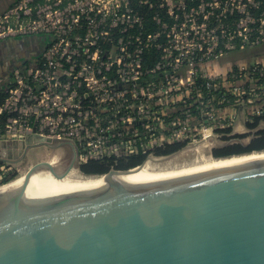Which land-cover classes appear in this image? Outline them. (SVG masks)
Segmentation results:
<instances>
[{
  "label": "built area",
  "instance_id": "built-area-1",
  "mask_svg": "<svg viewBox=\"0 0 264 264\" xmlns=\"http://www.w3.org/2000/svg\"><path fill=\"white\" fill-rule=\"evenodd\" d=\"M259 6L258 0H19L0 12V42L42 36L46 47L35 64L13 71L0 103L7 115L0 139L73 142L78 168L88 160L146 155L128 169L148 168L150 157L165 156L155 149L167 144L221 139L219 130L235 125L238 115L246 122L264 114V56L219 71L214 65L234 50L264 47ZM247 129L246 136L258 131Z\"/></svg>",
  "mask_w": 264,
  "mask_h": 264
},
{
  "label": "water",
  "instance_id": "water-1",
  "mask_svg": "<svg viewBox=\"0 0 264 264\" xmlns=\"http://www.w3.org/2000/svg\"><path fill=\"white\" fill-rule=\"evenodd\" d=\"M254 136L206 140L148 160ZM57 142L0 139L5 162L17 146L20 158L35 146L73 148L65 169L40 161L24 179L0 185V264H264V157L168 173L141 165L98 176L125 173L118 179L64 182L78 168L77 148Z\"/></svg>",
  "mask_w": 264,
  "mask_h": 264
},
{
  "label": "trees",
  "instance_id": "trees-1",
  "mask_svg": "<svg viewBox=\"0 0 264 264\" xmlns=\"http://www.w3.org/2000/svg\"><path fill=\"white\" fill-rule=\"evenodd\" d=\"M19 0H11L4 9L0 10V12H3L10 7H12L15 3H17ZM260 2L259 10L264 8V0H258ZM147 26L146 30H149ZM22 38V43L24 44L23 49L25 51L31 50L32 45L35 46V48H38L36 53L32 54L31 56L27 57H14L12 58V61H9V66L1 70L0 72V103L1 100L5 96V88L9 85V82L12 78V73L17 68H26L30 66L31 64H35L36 60H38L42 50L46 47V39L42 36H26V37H13L7 40L12 41L9 44H12L15 46V44L18 42V39ZM257 54V53H256ZM6 118L7 115L5 113L0 114V134H3L5 131V124H6ZM264 122V114L260 115H252L249 117V120L246 122V126L249 129L256 128L260 122ZM232 128H223L219 130V133H221V139L224 141L231 140V139H240L245 137L244 134L239 133H231ZM185 147V144L183 143H173V144H167L163 147L156 148L154 151V154L156 155H168L170 153H174L178 150H181ZM264 152V129H260L256 132L254 138L251 139V141L248 144H242L239 142H233L224 146H219L213 148L210 153H208V156L213 160H220V159H226L231 158L235 156H243V155H249L252 153H260ZM146 158V155L142 152H137L134 155H128L124 157L119 158H103L99 160H88L86 163L81 164L77 170V173L80 177L84 179L88 178H97L101 174L109 171L112 167L114 169H128L130 167H134L136 165L141 164ZM173 161V160H172ZM191 164V163H190ZM175 163L169 162H157V161H149L148 162V168L151 170H166L171 169ZM192 165V164H191ZM177 166V165H176ZM180 165H178L179 167ZM182 166H186L182 165ZM175 168V167H173ZM17 175V172L12 166L7 164L4 161L0 160V185L5 184L15 178Z\"/></svg>",
  "mask_w": 264,
  "mask_h": 264
},
{
  "label": "rangeland",
  "instance_id": "rangeland-1",
  "mask_svg": "<svg viewBox=\"0 0 264 264\" xmlns=\"http://www.w3.org/2000/svg\"><path fill=\"white\" fill-rule=\"evenodd\" d=\"M10 1L11 0H0V10L4 9ZM22 40L23 39L20 38V41H22ZM11 41H12V39L0 42V72L2 70V63L1 62L3 60L2 53H3V51H5L4 49L5 48L14 49V47H15L14 45L9 44ZM21 44H22V42H21ZM256 53H259L261 56H264V47L254 46V47L234 50V51L228 53L227 55H224L218 63L216 62L214 64V65H216L215 71H219V70H221V68H222V70H224L225 66L231 65L233 61L238 62V63H240L242 61L243 62L246 61L247 63H251L254 61V59H262L259 56H255ZM12 58H13V55H12ZM250 111L251 110H247L246 113L249 114ZM246 122H247V119H246ZM246 122H245V119L242 115H238L237 120L235 121V125H233L232 127L228 126V127H224V128H232L231 133H242V132H244V135L246 136L247 132H248L247 131L248 129L246 127ZM256 128L258 130L264 129V122L263 121L260 122ZM248 135H250V132L248 133ZM56 143H58V142L56 141ZM64 151H65V149L63 148V146L59 147L58 145H55L52 148H46L44 146H35V147H32L29 150V152L23 158H20V157H17L14 155L15 157L12 158L10 161L8 160L6 163L9 164L10 166H12V168H14L16 170L17 175L13 179V180H15L16 178H19L20 176L25 175V173L27 172L29 167H31L33 164H35L37 162H40V161L52 162L53 161L54 163H52V164H56L57 162L61 163V161H63L65 159L63 157L65 154ZM61 157L64 159H61ZM209 159H211V158L208 156L206 150L202 147H199V148L187 150L183 154H180V155L168 160L167 162L171 161L172 163H175L177 165V166L174 165L173 167L179 168V167H184L182 165H185V164H186V166H189L191 164H198V163H201V162H203L205 160H209ZM178 165H180V166L178 167ZM69 173H70V176L74 177L75 179H84L78 175L77 170L72 169ZM13 180H11V181H13Z\"/></svg>",
  "mask_w": 264,
  "mask_h": 264
},
{
  "label": "bare ground",
  "instance_id": "bare-ground-1",
  "mask_svg": "<svg viewBox=\"0 0 264 264\" xmlns=\"http://www.w3.org/2000/svg\"><path fill=\"white\" fill-rule=\"evenodd\" d=\"M203 150V149H202ZM259 157H264V152H260V153H252L249 155H243V156H235V157H231V158H226V159H220V160H213V159H209V160H205L201 163L198 164H192L189 166H184V167H179V168H172V169H164V170H151L147 167H143L142 169L147 171V172H154V173H168V172H176V171H180V170H185V169H190V168H196V167H202V166H207V165H212V164H218V163H226V162H234V161H241V160H248V159H254V158H259ZM53 162V161H52ZM125 173H118V174H110L108 175V177H106L108 180H112V179H118L120 178L122 175H124ZM106 178H101V177H97V178H88V179H75L74 177L70 176V173L64 177L63 179L59 180V181H64V182H88V181H101V180H106ZM24 179V175L20 176L19 178H16L13 181H17V180H21ZM3 187V186H1ZM0 187V188H1Z\"/></svg>",
  "mask_w": 264,
  "mask_h": 264
},
{
  "label": "flooded vegetation",
  "instance_id": "flooded-vegetation-1",
  "mask_svg": "<svg viewBox=\"0 0 264 264\" xmlns=\"http://www.w3.org/2000/svg\"><path fill=\"white\" fill-rule=\"evenodd\" d=\"M20 39H18V42L15 44V47L14 49H8V48H5L2 53V56H3V60H2V69H4V67H8L9 66V61H12V55H13V58L14 57H27L28 55L31 56L32 54L36 53L37 49L38 48H35V46L32 45V48L31 50L28 51H25L23 49L24 47V44L20 41ZM63 148L65 149V154H64V158L61 157V159H64L63 161L60 162H57V166L55 167L56 171L59 172L60 170L62 169H65V167L70 163V161L72 160L73 158V148L71 147V145L69 143H65L62 145ZM19 146L16 147V149H14V151L12 153H7L4 157L6 158V160H11L12 158H14L15 156L17 157H20V154H19ZM15 155V156H14ZM1 157V156H0ZM4 159V158H3ZM60 163V164H59ZM45 170H42L40 172H43Z\"/></svg>",
  "mask_w": 264,
  "mask_h": 264
},
{
  "label": "crops",
  "instance_id": "crops-1",
  "mask_svg": "<svg viewBox=\"0 0 264 264\" xmlns=\"http://www.w3.org/2000/svg\"><path fill=\"white\" fill-rule=\"evenodd\" d=\"M30 149H31V148H30ZM30 149H29V150H30ZM29 150L27 151V153L29 152Z\"/></svg>",
  "mask_w": 264,
  "mask_h": 264
}]
</instances>
